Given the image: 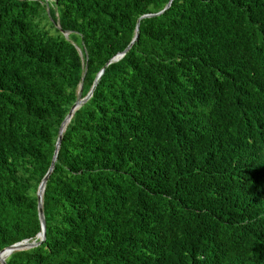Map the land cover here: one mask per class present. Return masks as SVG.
<instances>
[{
  "label": "trees",
  "instance_id": "1",
  "mask_svg": "<svg viewBox=\"0 0 264 264\" xmlns=\"http://www.w3.org/2000/svg\"><path fill=\"white\" fill-rule=\"evenodd\" d=\"M169 2L0 0V252L139 28L7 264H264V0Z\"/></svg>",
  "mask_w": 264,
  "mask_h": 264
},
{
  "label": "water",
  "instance_id": "2",
  "mask_svg": "<svg viewBox=\"0 0 264 264\" xmlns=\"http://www.w3.org/2000/svg\"><path fill=\"white\" fill-rule=\"evenodd\" d=\"M173 0H170V2L168 3V5L166 6V8L156 14H148L143 16L142 18H146V17H155V16H159L161 14H163L167 9H169L172 5ZM49 7H48V12H49ZM138 27H139V23H138ZM69 36V32H65V37L68 38ZM139 36V28H137L136 30V36L133 39L132 43L129 45V47L125 50V52L119 54L117 57H115L113 60H111L106 66L108 67L112 62H116L119 61L121 58L124 57V55L130 50V48L133 46V44L137 41V38ZM105 68L101 71V73L97 76L96 80H95V84L92 87L91 92L88 94V96H86L85 98L81 97L82 94V85L80 88V94H79V98L77 100V102L73 105V107L71 108L69 114L67 115L66 119L64 120V122L62 123L60 130H59V138L56 144V151H55V155L51 164V167L48 171V173L46 174V176L43 178L39 188H38V192H37V196H38V210H39V218L41 221V232L37 235V239L39 240L37 241H30V240H24L22 242L16 243L12 246H9L7 248H4L1 252H0V263L1 264H7L6 259L13 253L16 251H21V250H26V249H30V248H34L37 247L39 245H41L43 242H45L46 240V220H45V215H44V210H43V195H44V191L46 188V184L49 180L50 175L52 174L54 168H55V164L57 161V156H58V152H59V148L62 142V138H63V134L66 130L67 125L69 124V122L71 121V119L74 116V113L76 110H78L84 103H86L93 95V92L99 82V80L101 79ZM4 255H6L7 257H3Z\"/></svg>",
  "mask_w": 264,
  "mask_h": 264
},
{
  "label": "bare ground",
  "instance_id": "3",
  "mask_svg": "<svg viewBox=\"0 0 264 264\" xmlns=\"http://www.w3.org/2000/svg\"><path fill=\"white\" fill-rule=\"evenodd\" d=\"M3 257H7L6 255H4Z\"/></svg>",
  "mask_w": 264,
  "mask_h": 264
}]
</instances>
